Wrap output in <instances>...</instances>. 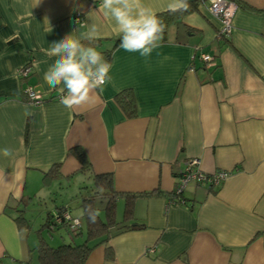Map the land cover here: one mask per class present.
Wrapping results in <instances>:
<instances>
[{
	"label": "crops",
	"instance_id": "0c3cea01",
	"mask_svg": "<svg viewBox=\"0 0 264 264\" xmlns=\"http://www.w3.org/2000/svg\"><path fill=\"white\" fill-rule=\"evenodd\" d=\"M170 2L144 0L156 13ZM205 3L197 0L179 24L170 25L145 59L120 44L113 47L118 29L99 10L100 0H0V148L14 153L0 156V264H39L30 253L38 242L35 220L41 225L47 211L56 210L38 208L32 223L27 214L36 198L76 182L81 203L80 189L97 194L92 176L107 172L119 193L116 219L124 216L127 195L135 194L123 222L133 227H110L108 239L91 249L84 264H264V0H239L224 39L217 37L220 21ZM90 9L100 26V41L91 46L111 49V81L69 109L60 103L63 85L50 89L43 80L56 59L47 51L72 32L80 37L84 30L77 21L91 24ZM199 52L212 61L192 60ZM26 64L31 71L22 79L17 71ZM27 86L40 103L26 99ZM126 88L133 116L116 99ZM75 146L85 151L89 172L80 170L70 151ZM189 158H197L205 173L228 174L212 186L190 181L180 201H172ZM52 166L58 177L44 183ZM22 208L28 228L14 220ZM54 230L67 241L81 235L80 229Z\"/></svg>",
	"mask_w": 264,
	"mask_h": 264
},
{
	"label": "clouds",
	"instance_id": "9594fccd",
	"mask_svg": "<svg viewBox=\"0 0 264 264\" xmlns=\"http://www.w3.org/2000/svg\"><path fill=\"white\" fill-rule=\"evenodd\" d=\"M188 6L187 0H171L167 11H186ZM99 10L114 21L120 37L119 46L126 52L139 53L147 59L161 46L166 25L155 11L145 5L144 0H100ZM95 15L90 9L86 20L93 19ZM77 24L84 30L80 37L72 32L51 43L47 54L56 59L43 75L50 89L63 85L60 103L69 109L90 101L93 93L98 89L102 91L111 81V63L91 46V41L100 36L99 24L94 19L91 24L84 21H77ZM48 31H52L50 26ZM13 155V149L7 146L0 148V156L11 158ZM86 215L95 222L99 209L88 206ZM76 226L74 222L73 227Z\"/></svg>",
	"mask_w": 264,
	"mask_h": 264
},
{
	"label": "trees",
	"instance_id": "16d2710c",
	"mask_svg": "<svg viewBox=\"0 0 264 264\" xmlns=\"http://www.w3.org/2000/svg\"><path fill=\"white\" fill-rule=\"evenodd\" d=\"M188 8L186 11H180L176 13H171L167 10L158 12V16L162 19L164 24L166 25V29L164 32L163 40L165 39V34L167 29L170 25L179 24L181 22L182 17L189 12L195 4L197 0H187ZM237 5H240L239 0H234ZM227 37H222L219 39H224ZM97 41H100L97 39ZM120 44V37L117 36L114 38L113 47H116ZM104 58L109 62L111 49L105 50L100 52ZM27 65V64H26ZM29 65V64H28ZM31 71V69H30ZM30 73V72H29ZM28 73V75H29ZM25 77H20L22 79H26ZM23 94L26 93L23 92ZM27 99V96H26ZM117 102L123 107L127 115L133 116L135 114V105L134 100L129 88L123 89L116 95ZM43 99L41 98V101ZM71 153L76 157V159L80 163V170L83 172L90 171V163L89 159L85 153V151L80 146H75L70 149ZM57 169L55 166H52L47 172H45L43 176V182L49 181L51 177H58ZM93 185L97 186V195H101L105 197L104 205L102 206V214H99L95 222H91L86 215V209L88 206L97 209V206L94 203L95 194H88V195H80L81 203L80 208L82 209V218L84 220L85 225V239L81 243H72V242H63L58 243L56 245H52L46 237L43 235V230H47L49 233L57 226H63L66 228L69 234L78 233L77 229L71 230L69 228V220L63 217V213L67 212L69 209L68 206L59 204L55 207L54 214L50 210L47 211V217L43 223H41L40 227L37 228V238L38 242L36 244L37 250V258L39 264H84L89 252L91 249L96 245L103 243L108 239V235L110 234V227L117 226V229L121 228H132L133 225L123 223L126 217L131 215V204L132 198L135 194L127 195V199L125 200V209H124V216L122 220H118L115 218V202L116 198L119 195L117 191L114 190L112 184V175L110 172L107 173H99L94 174L92 176ZM94 186V187H95ZM176 190H173L171 193V197L169 198L172 201H180V194ZM59 217L60 221L56 219ZM14 220L17 222L20 228H28L30 224L25 217L24 209H19L18 214L14 217ZM71 235L70 237H72ZM71 239V238H70ZM97 241L93 244H90V241L96 240ZM108 249V248H107Z\"/></svg>",
	"mask_w": 264,
	"mask_h": 264
},
{
	"label": "built area",
	"instance_id": "2783aa9c",
	"mask_svg": "<svg viewBox=\"0 0 264 264\" xmlns=\"http://www.w3.org/2000/svg\"><path fill=\"white\" fill-rule=\"evenodd\" d=\"M201 3H205L207 5V8L211 14L216 16L220 21V27L217 31V37H227L228 34L231 32L232 28V18L234 16V13L237 9V4L234 2V0H198ZM195 58H200L205 63H210L212 61V57L209 54H205L202 52L197 53V55L194 53L192 56V60ZM30 65H24L18 68V76L19 77H25L30 72ZM25 93L27 96V100L30 103L38 104L41 102V98L34 93L32 88L30 86H27L25 88ZM199 160L197 158H189L186 161L185 168L179 173L177 185H176V191L181 192L184 186L190 182H196L197 184H207L208 186H212L213 184H217L222 179H224L228 171L227 170H215L212 173H205L201 171L198 167ZM67 212L63 213V217L66 219ZM69 216V215H68ZM70 217V216H69ZM56 219L60 221L59 217L57 216ZM69 220V228L71 230H76L77 227H79V220L77 218H68ZM76 223V227H73V223Z\"/></svg>",
	"mask_w": 264,
	"mask_h": 264
},
{
	"label": "rangeland",
	"instance_id": "374dc122",
	"mask_svg": "<svg viewBox=\"0 0 264 264\" xmlns=\"http://www.w3.org/2000/svg\"><path fill=\"white\" fill-rule=\"evenodd\" d=\"M78 177L79 176H77V178ZM80 178H82V177H79V179ZM81 180H83L85 182L82 185L86 184V186L89 185V183L91 184V182H92V181L86 182V180H88V179L84 178V177ZM78 185L79 184L76 182L72 185V182H70L69 184L67 183L66 185L59 186V188L58 187L54 188L55 192L51 193L49 196L44 197L43 199L41 197H40L41 199L36 198L37 201L34 202V207L31 208L32 212L29 211V213L27 214V215H29V217H33V218H31V221H32L37 216L38 208L39 209H45V207H47L48 209H51V208L54 209L56 207V205H59V204L67 205L68 204L69 212L71 213L73 219H75L74 217H78L80 215V218L79 217L78 218L80 219V223H81L80 227L81 228L77 227V231H79V229H80L81 235H77L75 237V239H76L75 241H71V240L67 241L66 237H64L65 236L64 234H61V235L65 239H58V233L55 232L54 229L51 231V234L47 230H43V235L46 237V239L52 245H56L58 243H63L65 241L66 242H72V243H79L85 239V225H84V220H83V218H81L82 216L80 214L81 213L80 207H79L80 201H79L78 196H76V192H75L76 186H78ZM92 188H94V186ZM85 189L86 188L80 189L82 195H88L89 193L94 194L93 192L95 191V189L93 191H91L89 189L88 190H85ZM96 195L97 194H95V196ZM104 202H105V197H102L101 195H97L95 197V205L97 206V209H99V214H102V212H103L102 206L104 205ZM118 206H119L118 208L120 210L121 202H119ZM32 223H33V221H32ZM39 225H40V222H39V218L37 217V219L35 220V226L34 227L38 228ZM61 232H63V231H61ZM29 241H31L32 247L36 243V236H35L33 231L29 234ZM34 249L32 248V250H30V253H32V261H34V260L38 261L37 250L36 249L34 250Z\"/></svg>",
	"mask_w": 264,
	"mask_h": 264
}]
</instances>
